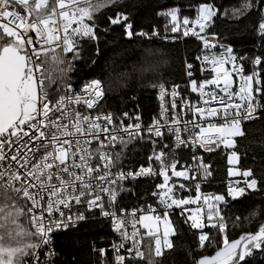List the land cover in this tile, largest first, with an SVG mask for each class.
Wrapping results in <instances>:
<instances>
[{
	"label": "snow or ice",
	"instance_id": "obj_1",
	"mask_svg": "<svg viewBox=\"0 0 264 264\" xmlns=\"http://www.w3.org/2000/svg\"><path fill=\"white\" fill-rule=\"evenodd\" d=\"M119 5L120 0H0V264H68L56 251V235L87 223L86 213L95 218L96 210L99 217L110 221L112 232L119 237L111 243V262L106 259V248H97L93 243L92 251L99 254V264H155L153 257L162 258L165 249L173 248L169 236L175 234V229L169 220L170 209H180L181 216L190 212L185 222L190 221V228L199 230V249L216 246L213 255H201L194 264H251L255 251L264 253V206L250 213L252 220L258 221L255 230L231 240L228 223L231 220L239 226L240 217L226 218L225 210L228 198L238 203L250 191L264 190V174L258 179L252 169L241 172L229 168V176L242 175L245 179L243 185L230 182L226 195L202 196L201 184L196 182L195 197L175 198L173 187L168 186L167 172L170 168L171 176L186 181L206 178L212 174L211 164L196 153L199 149L210 153L221 145L232 149L228 154L230 165L239 162L236 138L246 137L245 122L264 120V54L237 56L231 46L220 44L223 51L219 55H205L201 61L212 65L215 75L211 79L197 81L193 78V64L186 63L191 92H199L202 103L186 101L180 96L178 84L171 86L170 93L165 83L153 84L159 89L160 119L153 118L146 129L139 122L125 124L122 118L106 111L103 80L92 78L74 85L67 75L72 61L82 59L85 45L94 48L95 56L102 54V33L114 27L121 28L128 39L161 38L155 28L150 32L136 31ZM188 7L196 13L192 20L181 17L179 5L157 13L169 20L170 28L166 24L165 31L179 33L182 29L184 37L191 35L201 41L205 51L217 47L215 31L211 39L207 33L228 15L227 10L221 11L223 6L215 0H196ZM106 8H111L113 14L104 17L106 25L101 29L98 14ZM253 13L259 18L255 32L264 48V0H242L239 7L231 10L236 19H247ZM145 52L152 55L151 49ZM68 53H72V61L67 59ZM249 61L252 71L245 75L241 62ZM229 64L231 70L225 67ZM233 72L240 80L238 91L233 88ZM208 86H213L212 90L205 91ZM169 95L171 116L164 103ZM185 108L192 120L183 121L181 127L179 113ZM122 115L129 116L127 112ZM165 131L172 138L171 147L163 145L171 153L170 164L164 163L167 154L163 150L155 151L157 139L163 140ZM144 133L153 145L148 160L160 162L159 175L164 183L156 184L161 191L152 195L160 198L163 207L161 215L141 214L137 220V212L143 209L129 211L120 205L123 182L155 173L151 166L125 171L120 165L124 149L137 138L144 140ZM258 146L264 149V139ZM180 149L192 152L195 168L186 165L176 170L175 155ZM179 188L185 189L186 185L181 183ZM201 199L202 204L188 208ZM148 212L155 213L156 209L149 205ZM244 219L252 222L248 217ZM129 222L131 235L127 230ZM137 223L148 229L146 235L154 242V247L148 245L147 257ZM213 231L219 234V242L212 238ZM72 264H76L75 257Z\"/></svg>",
	"mask_w": 264,
	"mask_h": 264
},
{
	"label": "trees",
	"instance_id": "obj_2",
	"mask_svg": "<svg viewBox=\"0 0 264 264\" xmlns=\"http://www.w3.org/2000/svg\"><path fill=\"white\" fill-rule=\"evenodd\" d=\"M242 0H215L217 5H222L221 11L227 10L228 15L222 16L220 21L213 25L208 33L215 31L219 40L235 47L240 55L264 54V48L261 47L260 37L255 32V25L258 22V16L253 13L247 19H236L231 16V10L239 7ZM196 3V0H120L119 10L126 12L134 23L136 31L143 30L150 32L155 28L160 32L161 38H153L149 41L146 37H134L128 39L123 35V30L114 27L111 32H104L101 36V55L95 56L94 48L85 45L82 59L72 61V53L67 54V59L72 61V70L68 72L71 82L76 85L92 78L104 79L113 71L123 67L127 74L122 78L119 86H116V94L107 93L106 111L120 113L129 111L133 106L139 105L145 119H150L156 109V89L151 85L160 82L163 79L166 85L184 84L186 82V62L194 59L196 45L192 40L181 42H171L163 39L162 36L170 30L165 31V25H169V20L157 15L158 12L166 7L182 6L181 17L188 16L190 20L195 18V10L188 5ZM113 14L111 8H106L98 14L100 19L97 21L101 29L105 27L104 17ZM104 21V22H102ZM151 49L153 55L163 59V63L144 77L139 74L135 62L146 55L145 50ZM91 57V59H90ZM95 60L93 64L91 61ZM164 62L166 63L161 67ZM56 73L53 72V75ZM264 78V70L261 71ZM162 76V77H161ZM246 137L236 138L239 154V169H252L254 175L259 179L264 174V149L258 146L261 139H264V120H257L244 126ZM158 146V145H156ZM155 146V151L157 147ZM158 148H163L161 145ZM164 149V148H163ZM117 151L120 146H117ZM170 156L169 151H164ZM153 153V145L146 137L144 140L132 141L124 149L122 163L120 167L137 168L146 163V159ZM186 155L187 153L184 152ZM206 163L211 164V178L205 191L209 194L226 195V182L230 179L228 175L229 165L227 164L228 151L220 150L205 155ZM186 157V156H185ZM187 190L181 193V198L194 195L195 182H186ZM156 184H161V179L139 181L129 184H123L125 191L120 193L118 199L120 205L125 208L138 207L141 204L147 205L154 201L152 192L156 191ZM175 188V186H174ZM264 190L249 193L241 202L235 203L229 199V207L225 210L226 218L231 217L234 220L237 216L240 220L248 217L252 220L250 213L258 210L257 206H264ZM187 216H181L177 211L171 216L172 224L175 229V235L171 239L172 249L165 250L162 258L153 257L155 264H194L195 260L201 255H213L216 246L212 248L199 249L198 236L199 231L190 228V222H185ZM231 220L228 224H231ZM251 230H255L257 220H252ZM233 224V223H232ZM208 231V229L204 230ZM242 231L231 234V239H236ZM234 236V237H232ZM112 239L109 225L100 220H89L81 224L78 228L67 230V234H57L55 237L56 248L61 254L60 259L72 264L75 257L76 264H99V254L92 251L93 243L97 248L106 247ZM148 243L144 242L145 256L148 252ZM149 253V252H148ZM108 261V257L106 258ZM110 262V261H109ZM133 264H144L143 261ZM251 264H264V256L256 261L255 255L251 258Z\"/></svg>",
	"mask_w": 264,
	"mask_h": 264
},
{
	"label": "built area",
	"instance_id": "obj_3",
	"mask_svg": "<svg viewBox=\"0 0 264 264\" xmlns=\"http://www.w3.org/2000/svg\"><path fill=\"white\" fill-rule=\"evenodd\" d=\"M198 30V29H197ZM183 30L181 29V31L179 33H175L174 36H172V39L170 40L171 42H181L183 43L184 41H187V40H192L197 49H196V53H195V56H194V59L190 62H186V63H191L193 64V78H195L197 81H201V80H204V79H211L215 73L212 71V65L209 64V63H201V61H203V57L205 55H209L211 56L213 53L216 54V55H219L220 52L223 51L222 48H220V44H223V45H226V46H231L233 48V51L234 53L237 55V56H242L240 55L234 46L228 44V43H225L221 40H219L218 37H216V40L214 41L216 44H217V47L215 48H212L210 49L209 51H205L204 49V45L201 41L197 40L195 37L189 35L188 37H184L183 36ZM208 34V38L211 39V36L212 34L211 33H207ZM201 35H204V33H202ZM59 50V49H56V51ZM200 57L199 60H197L196 58L197 57ZM244 64V74L247 75L249 74L251 71H252V65L249 62H241ZM225 67L229 68L231 70L232 66L229 64V65H225ZM201 69H203V71H201ZM185 71H186V67H185ZM239 84H240V80H239V77L236 76V74L233 72V88L235 90L238 91L239 89ZM171 85H166L168 87V90H169V93L171 91ZM180 85V96L183 97L186 101L190 102L191 104L195 105L197 103H202L201 100H200V94L199 92H191V86H190V82H189V78L187 77V74H186V82L184 84H178ZM222 86V85H221ZM213 86H208L206 87L205 91H210L212 90ZM156 89V109H155V112L153 115H151V118L150 119H145L144 116H143V113H142V110L141 108L139 107V105H135L133 106L129 111H121L120 113H114L117 117H120L123 119L124 123L127 124V123H141L142 127L143 128H147V126L149 124H151L153 118H156V119H160V105H161V100L159 99V89L158 88H155ZM216 91L218 92L219 90L216 89ZM106 92V90H105ZM222 95V93H221ZM205 99H208L207 97H205ZM171 96L169 95L164 103L166 104V106L168 107V114L169 116H171ZM107 102V93H106V98L105 100L103 101L104 105L106 104ZM237 102L238 101V98H237ZM177 104H178V107H179V104H180V98L178 97L177 98ZM211 106L213 107H218L219 105L218 104H212ZM106 108V107H105ZM111 112V111H110ZM127 112L129 114L128 117H123V113ZM180 117H181V127H183V121L185 120H192V116H191V113H189L187 111V108L184 109L183 112H180L179 113ZM139 116L140 117V120L137 121L136 120V117ZM130 117V118H129ZM249 123H252V122H245L244 126L249 124ZM198 130V129H197ZM145 137L147 138V133H144ZM238 138V137H237ZM153 139H157L155 137H153ZM136 140H140L139 138L133 140V141H136ZM164 144H168L170 147L172 146V138L169 137L168 133L165 131L164 133V139L163 140H159L157 139V144L158 146H162ZM224 149L223 148V145H221L219 148L215 149V151L213 152H217V151H220ZM164 151H169L168 148H164L163 149ZM170 152V151H169ZM186 152L187 155L184 153ZM212 153V152H210ZM198 156H203L204 157V160H205V163H206V154H209V152H205L203 149H199L196 153ZM152 155V154H150ZM149 155V156H150ZM148 156V157H149ZM186 156V157H185ZM170 163L172 162V157H171V153H170ZM175 158L176 160L178 161V164H177V169L176 170H183V168L186 166V165H192L193 168H195V162L192 160V152L189 151L188 149H180V150H177L176 151V155H175ZM143 166L145 167H148V166H151L152 169H153V172L155 173L154 175L152 176H147V177H139L137 180L135 181H124L123 184H129V183H134V182H139V181H147V180H158V179H161V184L164 183L162 181V178L160 175H159V171H160V162H157L154 158L152 161H149L148 158L146 159V163L145 164H142ZM140 167V166H139ZM139 167L137 168H127V167H121L123 168L125 171H128V170H138ZM117 171V169H113V172ZM171 169H170V173H171ZM167 174L169 175V173L167 172ZM170 179H169V183H168V186L169 187H173L174 189V186L175 185H180L183 181H186L182 178H179V177H173V176H169ZM211 178V175L210 176H207L206 178H203V177H198L197 181H191V182H199L201 184V193H202V196L204 194H209L205 191V188L206 186L208 185V182ZM244 177H241V178H235V179H229L227 182H226V191H227V188L229 186V183L231 182L232 184H236L237 182H239L241 185H243V181H244ZM186 182H190V181H186ZM185 184V183H183ZM186 185V190H187V184ZM161 191V189H157V192ZM166 191V189H165ZM249 193H254V192H249ZM176 198V197H175ZM153 199L154 201L151 202V203H148L147 205L145 204H141L139 205L138 207H132V208H128V210L130 211L131 209L133 208H136V209H143V212H137V216H136V219L138 220L139 219V215L141 214H153V215H161L162 214V205L159 204V197L158 196H153ZM199 204H202V199L201 201L198 202V204L196 206H199ZM149 205H151L153 208L156 209V212L155 213H149L148 212V207ZM180 209H175V210H172L170 209L169 210V213L170 215L169 216H172L173 214H175V212L179 211ZM97 212V215L95 218L92 217V214L90 213H86V215L89 216V220H100V221H103V222H106L108 225H109V229H110V232L112 234V239L110 241V243L105 247L106 248V258L108 257L109 261L111 262L112 261V256H113V253H112V249H111V243L114 241V240H118L119 237L112 232L111 230V224H110V221L108 220H105L104 218L102 217H99L98 216V210H96ZM88 220V221H89ZM83 224V222L81 223ZM75 229V228H73ZM71 230V229H69ZM128 232H129V235H131V232L133 231L132 227H131V222H129L128 224V228H127ZM136 230H138V232L140 233V236L144 237L145 238V232L142 230L141 228V225L139 223L136 224ZM137 238H140V237H137ZM143 243H144V240H143ZM55 246H56V241H55ZM128 246H131V241H128ZM144 251V247L142 249ZM56 251L58 252L57 248H56ZM124 250H122V253H123ZM41 259H43V257H41ZM140 262V261H139ZM133 263H137V262H133Z\"/></svg>",
	"mask_w": 264,
	"mask_h": 264
},
{
	"label": "rangeland",
	"instance_id": "obj_4",
	"mask_svg": "<svg viewBox=\"0 0 264 264\" xmlns=\"http://www.w3.org/2000/svg\"><path fill=\"white\" fill-rule=\"evenodd\" d=\"M171 33H167V34H164L162 37L164 36H167L168 39L167 40H171L172 39V36H174V34L170 35ZM60 51V50H59ZM57 51V52H59ZM163 63V59L159 58L157 55H143L141 56L137 62H135V64L133 65H136L135 68H137V70L139 71V74H142L144 77H146L147 75H149L153 70H154V67H155V73L157 72L156 71V67L160 64ZM166 63L164 62V64L161 66L163 67ZM145 69H147L145 71ZM127 74L124 72L123 70V67L122 68H119L118 70L116 71H113L112 73H110L105 79H104V85L108 91V94L109 95H114L116 94V92L118 90H116V86H119L117 89H120V84L122 82V78H124ZM162 77V76H161ZM159 83H164L163 79L160 80V82L158 83H154V84H159ZM153 85V84H152ZM157 147V151L156 152H160L161 150H163V148H158L159 146H156ZM225 150V149H224ZM164 151V150H163ZM226 151H228V154L232 151V149H226ZM166 153V152H165ZM167 154V153H166ZM170 156L167 154L166 157L164 158V163L165 164H170ZM227 164L229 165V168H232L233 170H240L239 169V162L236 163V164H232L230 165L228 163V156H227ZM228 168V169H229ZM241 171V170H240ZM168 173H169V176L171 175L170 173V168L168 169ZM242 175H234V176H230L232 178H239L241 177ZM182 178V177H181ZM162 181H163V178H162ZM164 182V181H163ZM184 191V189H180L179 188V185H175V188H174V196L176 198H181V193ZM144 215H148V214H144ZM169 220L172 222V218L171 216H169ZM251 220V219H249ZM204 222L206 223L207 222V219L206 221L204 220ZM239 226H234L232 223L231 224H228V236H229V239L231 238V234H234L235 232H239V231H242V232H247V231H250L251 230V225L252 223H249L248 220H243L242 222L240 223H237ZM141 225V224H140ZM141 228L142 230L145 232V238H144V242L147 244H154L153 241H151L146 233L148 232V229H145L142 225H141ZM159 228H160V232H159V235L162 237L163 236V224L161 223L159 225ZM174 228V226H173ZM208 228H205L204 230H206ZM175 235V234H174ZM174 235H170L169 236V240L171 241L172 237ZM211 236L214 240H216L217 242H219V234L218 233H215L214 231L211 233ZM234 237V236H232ZM212 246H215V245H212ZM154 247V245H153ZM209 248H212V247H209ZM165 250H168V249H165ZM164 250V251H165ZM148 252H149V249H148ZM148 252H147V255H148ZM254 255H255V259L256 261L260 260V258H262L264 256V253H261L260 251H255L254 252ZM147 257V256H146Z\"/></svg>",
	"mask_w": 264,
	"mask_h": 264
},
{
	"label": "crops",
	"instance_id": "obj_5",
	"mask_svg": "<svg viewBox=\"0 0 264 264\" xmlns=\"http://www.w3.org/2000/svg\"><path fill=\"white\" fill-rule=\"evenodd\" d=\"M57 51H59V50H57ZM226 150V149H225ZM242 172V171H241ZM230 177V176H229ZM232 177H230V179H231ZM195 195H196V193H194V195L192 196V195H190V196H192V197H195ZM195 207H197L196 205H189L188 206V208L189 209H192V208H195ZM179 213H180V210L178 211ZM205 213H206V209H205ZM190 214V212H186L184 215L185 216H188ZM206 219H207V217H206V214H205V216H204V220L206 221ZM190 222V221H189ZM190 224V223H189ZM199 231V230H198ZM152 246L154 245L153 243L151 244ZM145 252V251H144ZM146 253V252H145Z\"/></svg>",
	"mask_w": 264,
	"mask_h": 264
},
{
	"label": "clouds",
	"instance_id": "obj_6",
	"mask_svg": "<svg viewBox=\"0 0 264 264\" xmlns=\"http://www.w3.org/2000/svg\"><path fill=\"white\" fill-rule=\"evenodd\" d=\"M222 150H224V149H222ZM213 153V152H212ZM210 154V153H209ZM207 155V154H206ZM179 178H181V177H179ZM183 179V178H182ZM183 183V182H182Z\"/></svg>",
	"mask_w": 264,
	"mask_h": 264
},
{
	"label": "bare ground",
	"instance_id": "obj_7",
	"mask_svg": "<svg viewBox=\"0 0 264 264\" xmlns=\"http://www.w3.org/2000/svg\"><path fill=\"white\" fill-rule=\"evenodd\" d=\"M196 183V182H195Z\"/></svg>",
	"mask_w": 264,
	"mask_h": 264
}]
</instances>
